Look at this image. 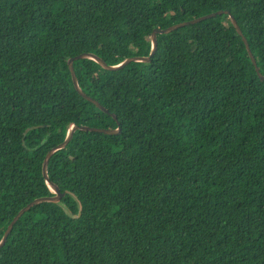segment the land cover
Instances as JSON below:
<instances>
[{
	"label": "trees",
	"instance_id": "1",
	"mask_svg": "<svg viewBox=\"0 0 264 264\" xmlns=\"http://www.w3.org/2000/svg\"><path fill=\"white\" fill-rule=\"evenodd\" d=\"M264 0H0V264H264ZM109 114L117 117L115 121Z\"/></svg>",
	"mask_w": 264,
	"mask_h": 264
},
{
	"label": "water",
	"instance_id": "2",
	"mask_svg": "<svg viewBox=\"0 0 264 264\" xmlns=\"http://www.w3.org/2000/svg\"><path fill=\"white\" fill-rule=\"evenodd\" d=\"M227 15V17L229 18L231 25L233 26V28L235 29L237 35L239 37H241L242 42L244 43L245 49L247 51L248 57L250 58V61L254 67V70L258 76V78L261 81H264V75H262L259 72V68L257 67L256 61L254 56L252 55V52L249 48V44L247 43L246 38L243 36L241 29L239 28L236 20L234 19V17L230 14L229 11H216V12H212L209 13L207 15H203L201 17H197L195 19L189 20V21H185L182 23H178L175 24L173 26H170L168 28L165 29H154L151 32V51L150 54L148 56H134V57H130L125 59L124 61H122L121 63L117 64V65H108L107 63H105L102 59H100L99 57L92 55V54H88V53H83L80 55H77L71 59H69L67 61V65H68V69L71 75V80H72V84L74 89L76 90V92L85 100H87L89 103H91L93 106H95L96 108H98L99 110H101L103 113L108 114L109 112L102 106L100 105L97 101L91 99L90 97H88L87 95H85L81 89L79 88L78 82H77V78L74 72V68H73V62L77 61V60H81V59H90L95 61L96 63H98L100 65V67L104 70L107 71H118L123 69L124 67H126L127 65L131 64V63H149L151 61V57L155 54V52L157 51V35H163V34H169L173 31H176L180 28L186 27L188 25H194L197 24L201 21H205L208 20L210 18H214L216 16L219 15ZM115 121H117V117L114 114H109ZM117 127L115 129H101V128H94V127H89L86 125L83 126H71L66 134V137L64 139V141L58 145H56L54 148L50 149L44 160L42 163V176L44 178L45 183L47 184V186L49 187V189L53 192L52 196L49 197H41V198H37L34 199L32 202H30L29 204H27L25 207H23L12 219V221L8 224L1 240H0V249L5 245L7 238L9 236V234L12 231V228L14 226V224L19 220V218L28 210H30L33 206L41 204V203H58L65 195V193H61L59 190V187L56 186L55 184H53L52 182L49 181L48 175H47V166L49 163L50 158L59 150L64 149L66 147V145L72 140V138L74 137L75 133L77 131H84V132H92V133H100V134H104V135H118L120 134V127H119V123L117 122Z\"/></svg>",
	"mask_w": 264,
	"mask_h": 264
}]
</instances>
